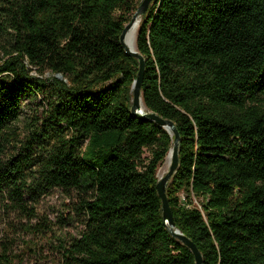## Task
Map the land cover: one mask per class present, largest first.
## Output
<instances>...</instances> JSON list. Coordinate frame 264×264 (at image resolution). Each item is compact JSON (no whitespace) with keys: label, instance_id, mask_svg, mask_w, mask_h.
I'll return each instance as SVG.
<instances>
[{"label":"trees","instance_id":"obj_1","mask_svg":"<svg viewBox=\"0 0 264 264\" xmlns=\"http://www.w3.org/2000/svg\"><path fill=\"white\" fill-rule=\"evenodd\" d=\"M140 1L0 0V264L53 189L82 218L60 264H194L155 189L173 136L130 111ZM135 45L144 111L180 136L175 226L202 264H264V0H152Z\"/></svg>","mask_w":264,"mask_h":264},{"label":"rangeland","instance_id":"obj_2","mask_svg":"<svg viewBox=\"0 0 264 264\" xmlns=\"http://www.w3.org/2000/svg\"><path fill=\"white\" fill-rule=\"evenodd\" d=\"M1 57L0 51V59ZM31 74L38 75L34 69ZM50 76L49 71L42 73L44 78ZM179 195L182 197V194ZM74 202L73 198L67 197L57 189H53L49 195L39 201L38 217L32 221L34 227L30 230V234L15 231L8 237L11 238L12 245L14 244L13 252L19 256L20 261L16 264H60L62 242L77 236L82 229L81 216L73 212ZM194 202L196 203V200ZM3 228H5L4 224L0 223V232ZM44 230L45 232H42Z\"/></svg>","mask_w":264,"mask_h":264},{"label":"water","instance_id":"obj_3","mask_svg":"<svg viewBox=\"0 0 264 264\" xmlns=\"http://www.w3.org/2000/svg\"><path fill=\"white\" fill-rule=\"evenodd\" d=\"M151 1L152 0H141L139 2L129 22L125 24L119 36V41L121 45L123 46L125 53L138 60V70L136 73V77L131 84L132 97H131L130 111L135 117H138L140 119H148V120L155 121L160 126H162L170 135L173 136L172 145L167 152V154H169V157H170L167 171L161 178L157 177L155 189L161 201L162 217H163L164 224L167 226L169 233L173 237L178 239L180 242H182L185 246L188 247V249L193 255L194 264H202V256L197 246L195 245V243L192 240H190L187 236L183 235L181 231L175 226V223L172 217V212H171L169 202L167 199V195H166L167 184L171 180L172 176L174 175L179 165V159H178V145H179V140H180L179 132L172 120L162 118L156 113L151 112V111L145 112L144 105H143V108L141 107V100H142L141 83L143 79L145 61L142 55L139 54L137 49L131 50L125 44V39H126L127 33L129 32L131 26L134 23L136 24V26L138 25L140 16L145 13ZM56 76L60 78L59 74H56ZM156 176H157V173H156Z\"/></svg>","mask_w":264,"mask_h":264},{"label":"bare ground","instance_id":"obj_4","mask_svg":"<svg viewBox=\"0 0 264 264\" xmlns=\"http://www.w3.org/2000/svg\"><path fill=\"white\" fill-rule=\"evenodd\" d=\"M136 24L134 23L129 32L127 33L126 39H125V44L126 46L131 49V50H136V45H135V31H136ZM142 100H141V107L143 108V104H142ZM169 154H167L164 158V161L162 162V164L160 165V167L158 168L157 171V177L161 178L167 171L168 165H169Z\"/></svg>","mask_w":264,"mask_h":264}]
</instances>
